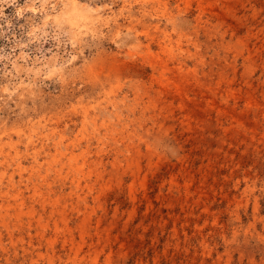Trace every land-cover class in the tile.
I'll use <instances>...</instances> for the list:
<instances>
[{
  "label": "rangeland",
  "instance_id": "obj_1",
  "mask_svg": "<svg viewBox=\"0 0 264 264\" xmlns=\"http://www.w3.org/2000/svg\"><path fill=\"white\" fill-rule=\"evenodd\" d=\"M0 264H264V0H0Z\"/></svg>",
  "mask_w": 264,
  "mask_h": 264
}]
</instances>
